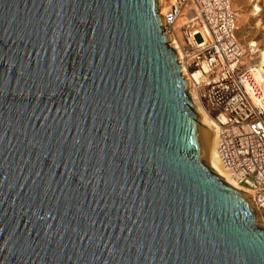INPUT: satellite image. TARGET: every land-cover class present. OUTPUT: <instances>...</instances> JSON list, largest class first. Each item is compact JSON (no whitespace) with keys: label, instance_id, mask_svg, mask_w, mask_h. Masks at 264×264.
<instances>
[{"label":"water","instance_id":"1","mask_svg":"<svg viewBox=\"0 0 264 264\" xmlns=\"http://www.w3.org/2000/svg\"><path fill=\"white\" fill-rule=\"evenodd\" d=\"M158 0H0V264H264Z\"/></svg>","mask_w":264,"mask_h":264},{"label":"built area","instance_id":"2","mask_svg":"<svg viewBox=\"0 0 264 264\" xmlns=\"http://www.w3.org/2000/svg\"><path fill=\"white\" fill-rule=\"evenodd\" d=\"M162 18L181 74L192 77V103L217 127L218 159L264 219V79L244 62L231 0H175Z\"/></svg>","mask_w":264,"mask_h":264},{"label":"rangeland","instance_id":"3","mask_svg":"<svg viewBox=\"0 0 264 264\" xmlns=\"http://www.w3.org/2000/svg\"><path fill=\"white\" fill-rule=\"evenodd\" d=\"M173 1L161 0L159 9L161 15ZM231 2L238 17L237 36L247 52L244 62L251 67L259 62V57L258 51L250 53V42L255 41L257 43L255 49L264 48V0H231ZM255 5L260 7V12L254 11Z\"/></svg>","mask_w":264,"mask_h":264},{"label":"bare ground","instance_id":"4","mask_svg":"<svg viewBox=\"0 0 264 264\" xmlns=\"http://www.w3.org/2000/svg\"><path fill=\"white\" fill-rule=\"evenodd\" d=\"M175 0L172 3H174ZM161 0H158V14L162 17V15L159 12L160 9V5H161ZM168 7V6H167ZM233 8V7H232ZM161 11V10H160ZM254 11H256L257 13L261 11L260 7L258 5H255L254 7ZM162 12V11H161ZM169 37V41L170 44L175 43L173 42L174 37L173 36H168ZM172 40V42H171ZM168 41V42H169ZM176 44H174L172 47H176ZM257 46V43L255 41H251L249 44L250 47V53H254L256 51H258V57H259V62L257 64H254L253 66H248V68H252L253 73L256 76H260L261 79H264V75H262V73H264V48L261 49H255V47ZM183 76L185 79L188 80V88L190 87V83L192 81V77L190 76V74H186L183 73ZM197 74L194 73L193 77H196ZM190 91V90H189ZM190 97H191V101H193V93H191V91L189 92ZM194 105V109L197 113V115L200 117L198 119L199 123L208 130V140H207V164L208 166L223 180L225 181L230 187L240 191V192H244L246 194H248L251 199L253 200L252 194L250 191H248L246 188L240 186L239 184H237L234 180H232V178L230 177V175L228 174V172L225 170V168L222 166L220 160L218 159L217 153H216V134H217V127H215V124L213 123V121L210 119V117H208L206 115V113L195 103ZM257 212L259 213V216L261 218L262 224H264V219H262V216L260 215V211L257 208V206L255 205Z\"/></svg>","mask_w":264,"mask_h":264}]
</instances>
